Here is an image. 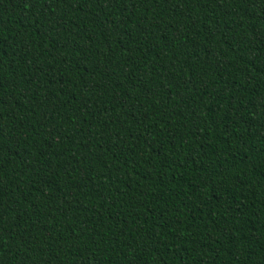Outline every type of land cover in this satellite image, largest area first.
<instances>
[{"label": "trees", "instance_id": "16d2710c", "mask_svg": "<svg viewBox=\"0 0 264 264\" xmlns=\"http://www.w3.org/2000/svg\"><path fill=\"white\" fill-rule=\"evenodd\" d=\"M0 264H264V0H0Z\"/></svg>", "mask_w": 264, "mask_h": 264}]
</instances>
